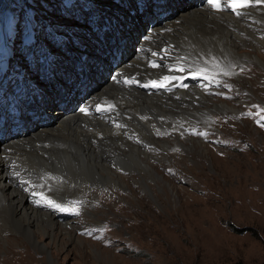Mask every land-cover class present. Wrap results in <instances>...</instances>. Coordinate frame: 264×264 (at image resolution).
<instances>
[{
	"label": "rangeland",
	"instance_id": "1",
	"mask_svg": "<svg viewBox=\"0 0 264 264\" xmlns=\"http://www.w3.org/2000/svg\"><path fill=\"white\" fill-rule=\"evenodd\" d=\"M30 1L39 6L40 0ZM52 1H44V21L37 22L41 45L63 31L61 19L87 21L79 0ZM20 4L24 0H0V58L5 62L0 92L7 98L14 96L13 88L19 83L15 77L8 88L4 84L8 72L18 76V65L26 71L44 63L31 56L34 49L26 43ZM263 36L258 35L263 41L257 47L249 44L255 45L252 36L242 37L248 43L239 54L247 56L246 60L208 88L206 96L220 105L208 113L211 128L191 123L193 127L182 126L178 135L167 132L163 137L167 143L161 146L144 145L141 149L147 156L140 158H145L146 167L104 164L118 176L102 185L87 183L88 193H75L80 194V202L68 194L56 195V200L73 208L69 215L53 214L60 223L74 221L71 230L58 223L70 236L57 230L46 234L35 227L0 231V264H264ZM90 37H83L86 47L92 42ZM69 41L70 37L66 48ZM141 42L134 41L136 45ZM52 45V53H63L57 44ZM132 48L127 51L137 55ZM252 51L262 64L254 61ZM2 131L9 135L8 127ZM35 204L42 213L51 211L44 203Z\"/></svg>",
	"mask_w": 264,
	"mask_h": 264
},
{
	"label": "bare ground",
	"instance_id": "2",
	"mask_svg": "<svg viewBox=\"0 0 264 264\" xmlns=\"http://www.w3.org/2000/svg\"><path fill=\"white\" fill-rule=\"evenodd\" d=\"M190 1L193 2V0ZM189 2L165 0L163 5L170 9V12L163 18L154 20L153 26L147 28L150 31H145V35L151 38L143 41L155 48L158 46L154 43L162 44L166 40L172 41L181 53V59L155 54L149 55L147 62H144L140 52L132 48L138 53L133 54L127 51L129 45H126L122 49L120 62L114 67L115 77L122 71L127 72L124 83L120 85L117 79L106 80L103 76L102 73L105 70L103 62L106 57L104 53L103 57L95 54L102 62L101 68L94 70H91L92 66L89 63L92 58L88 54L82 55L87 65L79 61L76 68L80 73L85 72L93 82L88 91L90 97L84 101L81 108H77L76 104L74 108L61 113L55 109L52 111L55 113L53 116L54 114L45 107L48 114L41 117L40 123L34 120L27 124L22 118L21 128L24 132H18L6 141L5 137L0 135V143L5 141L0 146V155L2 154V159L0 157V231L29 230L35 227L46 234L53 233L54 230H57L56 233L59 234L70 233L60 224L67 225L70 230L74 229L75 224L72 223L74 221L60 223V219L56 220L53 216L54 213L59 215L69 211L52 208L51 211L44 209L47 213H42L39 208L27 203L26 194L18 186L20 180L16 178L17 176L35 187L43 178H48L49 197H54L56 188L68 195L77 192L84 194L89 185L87 183L92 185L110 183L114 176H118L104 164L122 165L124 163L129 169L146 167L143 164L145 158H140L141 155L147 156V152L143 153L141 149L145 147L144 145L161 146L167 143V140L163 138L167 132L178 135L177 132L183 131L184 127H193L191 123L211 126L212 121L208 113H211L213 108H220V105L206 96L205 92L201 93L203 90L198 84L200 77L193 79L192 72L185 69L183 72L179 71L178 69L183 66L177 63H185L193 67H209L211 72L213 69H218L227 78L226 73L234 72L236 63L240 65V61L246 60L247 56L244 57L239 52H241L240 47L247 45L248 42L240 39L242 37L250 39L252 36V39H255V45L251 42L249 44L254 47L263 41L258 35L264 33V7L251 8L245 16L236 17L225 11H214L205 5H193ZM124 3L125 5L120 6L110 3L113 5L109 7L111 20L123 21L126 31L135 29L134 31L137 32L136 19L140 16V9L137 4H133L125 11L123 8L125 9L129 0H125ZM139 24H142L140 19ZM109 26L112 28L110 24ZM131 35L129 34V38ZM251 54L254 61L262 64L258 54L254 51ZM160 59L167 62L164 69L160 67ZM151 63L156 64L157 67H153ZM162 74L169 78H184L170 81L174 83L177 91L172 92L168 86L160 88L150 86L151 81L160 82L162 78L149 77ZM126 80L129 83H125ZM145 84L149 87H144ZM190 85L194 87H189ZM7 87H10L9 81ZM132 87H143L148 93ZM50 88L55 90L53 86ZM26 92L38 97L46 106H49L46 103L53 98L51 91L42 92L33 83L28 87L20 86L16 89L14 97L7 100L0 99V126L13 118L19 121L16 115L18 111L32 114L37 112L33 101H26L23 98ZM66 99L69 104L72 96H67ZM112 108H116L114 119L121 120L125 127L109 124L99 115H83L79 112L81 109L87 111L96 109L102 112ZM43 119L46 121L43 122ZM156 132L159 136H155ZM131 136H135L137 141ZM53 170L64 173L65 180L62 183H56L49 177L48 173ZM79 180L82 181L77 182Z\"/></svg>",
	"mask_w": 264,
	"mask_h": 264
},
{
	"label": "snow or ice",
	"instance_id": "3",
	"mask_svg": "<svg viewBox=\"0 0 264 264\" xmlns=\"http://www.w3.org/2000/svg\"><path fill=\"white\" fill-rule=\"evenodd\" d=\"M261 2H264V0H256V3L259 4ZM208 3L211 4L213 7L219 9L220 8V3L219 0H208ZM252 3V0H229V4L228 6L232 9L233 12H235L237 15H240V12L237 11V9L240 8H245V7H249ZM153 55H155V53H153ZM153 67H157L156 64L152 65ZM179 71L183 72L184 69L180 68L178 69ZM227 74V73H226ZM193 79L196 78L195 75L192 76ZM176 79H180L183 80V77H165L162 81L157 82V81H151L150 86L153 88H160V87H166L167 83L170 82L171 80H176ZM125 83H129V81H125ZM144 87H149L148 84L143 85ZM185 87L187 85H184ZM81 111H86L85 109H81ZM18 175V173H16ZM27 191V189H25ZM33 196H40V199L36 200L35 202L37 204L41 203V201H45L47 203L48 206L57 209L59 211H67L68 209L61 207V205L55 203L53 200L48 199L47 197L44 196L43 193H37V192H33L32 193Z\"/></svg>",
	"mask_w": 264,
	"mask_h": 264
}]
</instances>
